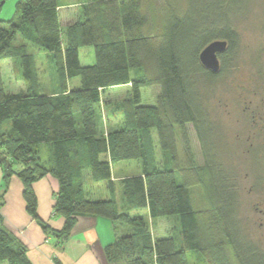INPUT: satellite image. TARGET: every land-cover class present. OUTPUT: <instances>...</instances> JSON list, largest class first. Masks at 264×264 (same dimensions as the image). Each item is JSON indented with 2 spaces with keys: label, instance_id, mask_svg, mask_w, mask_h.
Listing matches in <instances>:
<instances>
[{
  "label": "trees",
  "instance_id": "16d2710c",
  "mask_svg": "<svg viewBox=\"0 0 264 264\" xmlns=\"http://www.w3.org/2000/svg\"><path fill=\"white\" fill-rule=\"evenodd\" d=\"M245 2L82 0L78 19L63 25L60 0H17L19 19L0 18V264H33L27 246L6 227L1 212L13 175L23 183L27 212L57 246L73 235L80 217L93 216L133 227L103 247L109 264L120 258L125 264H190L189 251L205 264H264V247L248 238L239 218L237 176L219 157L201 87L231 69L240 43L234 15L244 11ZM18 37L23 42L16 45ZM217 39L227 41V48L219 54V71L213 72L202 64L200 53ZM28 44L53 54L58 74L53 93L39 92L36 56ZM84 46L93 47L94 63L81 64ZM7 58L23 66L25 92L6 90L1 62ZM133 69L141 74L133 77ZM76 76L80 86L69 87V79ZM122 84L131 85L119 107L123 120L108 131L99 122L102 93ZM151 85H159L161 92L154 105H143L141 88ZM7 120L10 126L5 128ZM189 125L201 144V162L191 150ZM144 129H156L159 146L172 165L152 168ZM179 137L186 155V166L179 167L181 183ZM44 142L50 143L48 160L33 148ZM142 158L144 170L120 180V199L87 196L86 172L95 181H107L114 194L112 163ZM48 174L59 182L53 210L64 218L61 229L38 213L34 184ZM196 184L205 190L206 208L192 205L191 187ZM143 208L152 219L179 216L180 246L172 236L154 239L144 216L137 214Z\"/></svg>",
  "mask_w": 264,
  "mask_h": 264
},
{
  "label": "rangeland",
  "instance_id": "374dc122",
  "mask_svg": "<svg viewBox=\"0 0 264 264\" xmlns=\"http://www.w3.org/2000/svg\"><path fill=\"white\" fill-rule=\"evenodd\" d=\"M66 4L79 3L82 0H60ZM17 0H0L1 19H19L16 12ZM62 23L72 19L74 12L69 8H62ZM72 13V15H70ZM234 24L239 32L240 43L237 57L232 61L231 69L227 70L213 83H202L204 102L210 118L215 125V143L222 162L237 176L240 190L239 218L248 238L264 247V135L253 125V115L264 114V0H246L244 11L234 15ZM64 25V23H63ZM23 42L18 37L15 42ZM29 52L36 56L39 72L40 93H53L58 88V74L55 70L53 54L41 51L33 45H27ZM21 61V60H20ZM95 55L92 46L80 48V62L82 65L94 63ZM15 63V66L14 64ZM2 76L8 92H25L26 83L23 79V66L11 58L2 60ZM141 74L139 69L132 70V76ZM80 78L72 77L68 81L69 87L80 86ZM130 84H122L107 88L102 93V114L99 118L100 126L106 130H116L123 120V113L119 108L122 102L129 97ZM161 92L159 85L141 88V104L154 105L158 94ZM252 121V122H251ZM10 126V120L5 122V128ZM191 150L198 162L202 161L201 144L191 125L188 126ZM147 160L157 168L172 165L166 161V153L159 146L156 129H144ZM249 135H252L250 137ZM261 137V138H260ZM249 138V139H248ZM251 138V139H250ZM252 146H249L250 142ZM258 145V146H257ZM40 151L41 157L48 160L51 157L50 143L34 145ZM166 154V155H165ZM107 157V155H103ZM144 159H127L115 161L113 174L117 177L140 174L144 170ZM178 182H183L182 172L179 167L186 166V155L181 138L178 139ZM116 181V190L112 194L107 181H95L87 172L84 176L85 192L90 198H121L122 190L120 181ZM260 186H257L258 183ZM192 205L196 209L209 206L204 188L201 184L192 185ZM132 214V211H131ZM134 213L133 215H135ZM144 216L148 227L155 238L175 237L177 245L181 243V223L178 215L150 218L146 208L139 213ZM108 227V226H107ZM132 226L122 222L112 224L111 233L114 240L124 234L132 232ZM190 264H205V259L195 257V251H189ZM192 254V255H191ZM116 264H125L120 260Z\"/></svg>",
  "mask_w": 264,
  "mask_h": 264
},
{
  "label": "crops",
  "instance_id": "0c3cea01",
  "mask_svg": "<svg viewBox=\"0 0 264 264\" xmlns=\"http://www.w3.org/2000/svg\"><path fill=\"white\" fill-rule=\"evenodd\" d=\"M81 3L70 2L66 4L62 2L60 4V15V9L64 7L74 12V15L70 14L72 19L65 20L64 25L78 19ZM1 69H3L2 62ZM127 176L117 177L112 171L114 181H117V179L120 181ZM2 179L3 170L0 165V181ZM34 188L38 197L40 217L47 221L51 227L61 229L64 218L55 215L53 210L55 193L59 189L58 180L53 175L48 174L35 182ZM146 210L148 211V209ZM1 212L6 227L27 246L28 256L33 264H56L53 259L54 256L62 264H109L104 256L103 247L114 241V234L111 233L110 229L113 222L93 216L80 217L75 225L73 235L62 246H57V240L47 237L39 223L27 212L23 197V183L16 175H13L10 179Z\"/></svg>",
  "mask_w": 264,
  "mask_h": 264
},
{
  "label": "water",
  "instance_id": "95a60500",
  "mask_svg": "<svg viewBox=\"0 0 264 264\" xmlns=\"http://www.w3.org/2000/svg\"><path fill=\"white\" fill-rule=\"evenodd\" d=\"M227 48V41L217 39L209 43L200 53L202 64L213 72L220 69L219 53H222Z\"/></svg>",
  "mask_w": 264,
  "mask_h": 264
},
{
  "label": "flooded vegetation",
  "instance_id": "af4514ba",
  "mask_svg": "<svg viewBox=\"0 0 264 264\" xmlns=\"http://www.w3.org/2000/svg\"><path fill=\"white\" fill-rule=\"evenodd\" d=\"M220 54V53H219ZM253 117V119H252V121H253V125H255V123H257L256 124V126H255V128L258 130V132L260 133V136L261 135H264V114H259V115H253L252 116ZM251 121V122H252ZM250 137H252V135H249ZM261 138V137H260ZM249 139V138H248ZM251 139V138H250ZM253 145V142L251 141L250 143H249V146H252ZM258 146V145H257Z\"/></svg>",
  "mask_w": 264,
  "mask_h": 264
}]
</instances>
